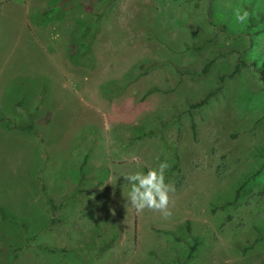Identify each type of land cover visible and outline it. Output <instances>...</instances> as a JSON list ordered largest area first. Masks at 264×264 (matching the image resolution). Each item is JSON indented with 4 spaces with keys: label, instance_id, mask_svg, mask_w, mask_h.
Returning <instances> with one entry per match:
<instances>
[{
    "label": "rangeland",
    "instance_id": "obj_1",
    "mask_svg": "<svg viewBox=\"0 0 264 264\" xmlns=\"http://www.w3.org/2000/svg\"><path fill=\"white\" fill-rule=\"evenodd\" d=\"M248 1L0 2V264H264V76L249 64L264 34L241 54L229 35ZM235 55L247 65L193 111V137L182 102ZM142 59L159 64L135 77ZM29 114L33 132L13 127ZM157 156L167 218L124 198L123 175Z\"/></svg>",
    "mask_w": 264,
    "mask_h": 264
},
{
    "label": "trees",
    "instance_id": "obj_2",
    "mask_svg": "<svg viewBox=\"0 0 264 264\" xmlns=\"http://www.w3.org/2000/svg\"><path fill=\"white\" fill-rule=\"evenodd\" d=\"M244 12H247L248 15L244 21H241L240 31L239 32L236 31V32H233L232 34H229L233 37L239 36L245 41V44L242 50H240L238 54H241L245 52L246 50L250 49L252 46H254L256 36H261L264 34V4H256L254 0H249L245 4ZM93 35L94 34L90 35L89 41L85 47V51H89L88 45L93 39ZM221 56L223 55L216 51L210 54L204 55L201 58V60L198 61L200 64V70L198 72L199 73L206 72L211 66V64L213 63V61L216 58L221 57ZM250 61L251 62H249V64L254 66L261 73V75L264 76V59L261 60L262 61L261 63H263V67L260 66L259 68H257L256 66L257 63L255 62L257 60H255V58H253V60H250ZM246 62L247 61L241 58L240 55H235L233 66L228 72L214 73L213 74L214 84L212 86L205 89L197 97L193 99H186L182 102L183 106L185 107L184 111L187 115L189 129L193 137L196 135L195 134L196 125H195V121L193 117V111L204 106L205 104L208 103L209 100L216 97L222 89L223 82L226 79L235 76L236 73L239 71V69L247 65ZM158 64L159 62L153 59L138 60L133 66L136 72L135 77L145 75L149 70L155 68ZM176 71L179 75L194 73V69L190 65L176 68ZM13 127L17 128L19 131L33 132L35 129V125H34L32 114H29V118L25 123L17 125V126H13ZM46 201H47L46 203L51 207V210L54 212L55 205L51 203L52 201L50 199H46ZM8 216H10V219L12 220L11 215L6 214L3 211L2 207L0 206V219H7ZM112 237L113 235H111L110 238L107 241H105V243L102 244V248H101L102 250H105L107 247L111 245V241L113 239ZM200 243L201 241L199 237L197 236L192 237V243L188 248L187 257H190L192 255V253L197 249Z\"/></svg>",
    "mask_w": 264,
    "mask_h": 264
},
{
    "label": "clouds",
    "instance_id": "obj_3",
    "mask_svg": "<svg viewBox=\"0 0 264 264\" xmlns=\"http://www.w3.org/2000/svg\"><path fill=\"white\" fill-rule=\"evenodd\" d=\"M247 12L243 15L236 12V19L244 21ZM156 167H149L146 171L136 170L123 175L124 180L130 185L127 196L124 197L126 205H130L137 213L145 209L159 211L163 217L172 215L169 209V193L174 191V186L165 182V172L170 167L167 160H160Z\"/></svg>",
    "mask_w": 264,
    "mask_h": 264
},
{
    "label": "crops",
    "instance_id": "obj_4",
    "mask_svg": "<svg viewBox=\"0 0 264 264\" xmlns=\"http://www.w3.org/2000/svg\"><path fill=\"white\" fill-rule=\"evenodd\" d=\"M2 1H5V0H0V2H2Z\"/></svg>",
    "mask_w": 264,
    "mask_h": 264
}]
</instances>
